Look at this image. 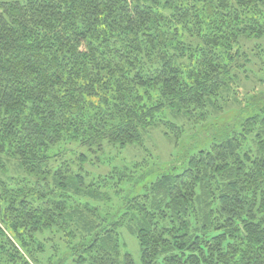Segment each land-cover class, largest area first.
<instances>
[{"label":"trees","instance_id":"1","mask_svg":"<svg viewBox=\"0 0 264 264\" xmlns=\"http://www.w3.org/2000/svg\"><path fill=\"white\" fill-rule=\"evenodd\" d=\"M154 128L176 162L93 173ZM122 228L142 264H264V0H0V264L59 234L135 264Z\"/></svg>","mask_w":264,"mask_h":264},{"label":"rangeland","instance_id":"2","mask_svg":"<svg viewBox=\"0 0 264 264\" xmlns=\"http://www.w3.org/2000/svg\"><path fill=\"white\" fill-rule=\"evenodd\" d=\"M191 124H185L186 132L184 139L181 140L180 143L182 144V147L189 144L194 143L192 139H190V136L193 133H196L197 131L195 129L191 128ZM161 128H154L146 136L145 143L143 147H130L126 150H121L120 157L124 160H120V158L114 159L113 154H109L108 159L101 157L102 163L101 165H94L91 169L94 174L96 175H106L107 173H110L114 166H116L119 163L127 162L129 163V167L133 168V170L126 171V169L121 168L119 166L122 173L126 172L128 175L131 174V172H134V176H137L142 173V171L146 172L150 169V167L153 164L161 165V168H163V165H170L177 161L178 154L181 153L182 150L178 149L175 145V143L168 139ZM201 145V143L199 144ZM245 147L249 146V143L244 144ZM57 151V149H56ZM71 155V154H70ZM111 158V159H110ZM113 158V159H112ZM138 165L139 168H136L134 170V167ZM156 177L153 175L152 177H148L143 182H141L140 185H138V188H142L145 183H148L150 180L155 179ZM113 182L111 181V186H113ZM120 186L123 189H129L130 184L128 181H122ZM116 190L118 188H115ZM119 189L117 192H115L114 188L109 189L110 197L111 199L105 202H91V205H98L99 209L106 214L107 216L112 215L114 211H116L117 207L121 205L123 195L126 193L119 192ZM137 191H140L138 189ZM124 193V194H123ZM9 232V231H8ZM10 234V232H9ZM58 235V234H57ZM63 235H58L56 238V243L53 244L52 242L48 243L46 245L45 251L41 254H39V260L40 264H58L60 259H64L63 264H76L71 257L68 255H65V251L67 249V243L63 242L64 239L61 238ZM58 238H61L60 241H58ZM119 241L123 247V250H127L132 254V257L134 259L135 264H142L141 260V252L139 243L136 239V237L130 233V231L127 228H122L119 235ZM23 250V249H22ZM30 257V256H29ZM32 262V261H31ZM32 264H37L35 262H32Z\"/></svg>","mask_w":264,"mask_h":264}]
</instances>
